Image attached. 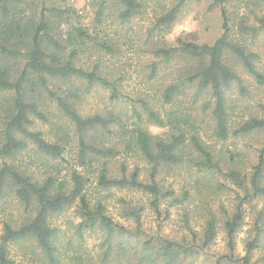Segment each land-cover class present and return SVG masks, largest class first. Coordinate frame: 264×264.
I'll return each instance as SVG.
<instances>
[{
  "label": "trees",
  "instance_id": "obj_1",
  "mask_svg": "<svg viewBox=\"0 0 264 264\" xmlns=\"http://www.w3.org/2000/svg\"><path fill=\"white\" fill-rule=\"evenodd\" d=\"M28 1L0 0V160L24 153L31 143L44 165L51 158L61 163L43 177L31 172L33 158L26 169L12 162L0 166V200L10 193L28 212L2 220L0 264H17L12 246L20 244L32 264H64L67 235L54 219L71 208L79 219L73 230L80 242L89 232L103 235L97 261L77 256V264H197L202 256L211 257L208 251L221 232L230 253L210 264H253L255 253L264 264V102L239 121L228 93L237 87L241 97L251 95L240 68L264 88V63L252 48L264 33V0H210L207 12L222 11V35L213 43L179 38L175 44L166 43L167 30L202 0H98L90 26L69 4L54 7L44 0L33 11L24 6ZM151 14L149 32L161 34L162 43L143 46L147 79L155 82L165 70L171 77L156 95L131 94L126 83L132 59L116 36ZM111 16L118 22L114 34L106 25ZM22 62L23 69H16ZM94 87L108 90L111 104L133 103V113L107 107L83 114L80 105ZM53 104L73 126L74 158L70 139L49 141L32 129L36 119L49 122L46 110ZM148 124L166 132L154 136ZM211 124L215 142L203 135ZM248 134H262L254 161L225 146ZM132 154L146 162L147 173L137 164L130 168ZM174 170L191 176L180 193L170 179ZM223 190L235 193L231 209L211 205ZM255 201L262 206L252 212L246 255L236 258V240L248 216L244 205ZM112 203L124 222L109 214ZM173 207L182 209V238L145 228L148 212L168 219ZM194 212L201 217L200 231L192 226Z\"/></svg>",
  "mask_w": 264,
  "mask_h": 264
},
{
  "label": "rangeland",
  "instance_id": "obj_2",
  "mask_svg": "<svg viewBox=\"0 0 264 264\" xmlns=\"http://www.w3.org/2000/svg\"><path fill=\"white\" fill-rule=\"evenodd\" d=\"M44 0H29L30 4L24 5L27 9H31L36 11L40 9ZM48 6H61L69 4L76 8L81 16L82 24H86L90 26L91 22L94 18L95 6L98 0H45ZM210 4V0H202L199 3H191L187 9H185L186 14L181 17L175 25L167 30L165 35V41L167 44H175L177 39L182 38L188 41H193L196 43H213L216 41L223 33V16L220 8L214 9L212 12H207L208 6ZM28 13H31L28 11ZM110 13V12H109ZM111 14V13H110ZM112 15V14H111ZM114 16V15H113ZM111 16V19L107 20L106 25L108 26L109 32L111 34L115 33L114 27H118V22L116 18ZM116 16V14H115ZM115 19V21L113 20ZM153 22V14L147 15L145 20L142 21L137 19L133 21L130 25L126 26L125 30H119L120 34L116 36L117 39L120 40L122 45H125V50H127V54L129 58H131V64L127 67L129 78L126 83L127 92L128 93H136L139 91L148 92L151 94L158 93V87L162 84L164 85L170 79L169 70H165L158 80L155 82H149L147 79L148 76V68L147 64L149 59L145 55V50L148 47H143L145 44L149 45L153 41L162 43L160 37L161 34L150 33L149 29H151ZM130 26V27H129ZM149 36V37H148ZM132 39V43L129 39ZM134 42V43H133ZM133 44V47H132ZM141 48V49H140ZM252 48L254 51L260 53L262 57V62L264 63V33H262L252 44ZM130 50V51H129ZM23 62L16 69H23ZM240 71L244 75V77L248 80V85L251 90V95L249 97H241L237 87H234L231 91H229V100L231 105H237L235 109V113L237 120H242L243 118L247 119L251 113H256L259 110V104L264 102V88L259 87L253 78L248 76L242 68ZM39 100V98H37ZM133 103H127L126 101H122L120 103L111 104L109 101V92L106 89L100 87H94L92 91L87 94L86 98L80 105V110L83 114H93L97 111L104 110L105 108H116L120 111L123 108H126L127 112L130 114L133 113L132 107ZM46 112L49 115V122H43L41 120L36 119L35 123L32 127L35 131H40L44 134V138L49 141H57L60 140H71L70 151L73 152V156L70 158H74V154L77 152L78 142L74 136V130L72 124L69 120L64 117L61 112L57 111L56 105H51ZM208 120V118H206ZM209 121V120H208ZM208 126V125H207ZM204 126L203 128L207 133L203 132L205 139H211L212 142H215V138L212 136L213 125L211 124L209 127ZM147 130L154 136H160L166 132V129L160 128L156 125L148 124L146 126ZM262 144V134H248L246 136H237L228 140L225 144L231 150H239L241 152L248 153L253 159H256V155L258 150L260 149ZM224 144H219L221 147ZM36 149L34 145L29 143L28 150L24 153L18 154L16 157L8 158L4 161L0 160V166L6 163H15L16 165L22 166L23 169L27 167L30 168V158H33L36 162V165L31 167V172L36 176L44 175L45 171L50 170L53 166H56L58 163H61V160L50 159L49 162L42 163L41 159L43 157L36 155L34 152ZM123 156H120V160ZM130 157V156H128ZM68 158V159H70ZM130 168H133L136 164L140 166L144 171L143 174L147 173L148 165L146 162L137 157L135 155H131L128 159ZM47 166V167H46ZM172 176L171 181L174 182L176 186V190L178 193L181 192L185 181L191 178L190 174L186 171L174 170L170 173ZM116 195L128 196L129 198H141L139 194L133 192H125L121 190H113ZM235 193L232 190H223L222 192L217 193L213 196L212 206L218 207L219 204L224 203L230 207V209L234 206ZM144 201V200H143ZM110 202V201H109ZM111 202H114L111 199ZM110 202V204H111ZM110 205L109 214L112 215L116 220L121 219L118 215L117 210ZM166 206V204H164ZM163 206V207H164ZM262 201H255L252 204H246L244 207L246 208L247 218L246 224L243 226V230L239 233L236 240V249L234 254L236 258H242L246 255L245 251V240L248 237V232L250 229L251 219L253 217L252 212L256 209L261 208ZM201 211V210H200ZM182 209L180 207L171 208V216L168 219H159L153 213L148 212L147 216L144 219V225L147 230L153 232L158 236H168L169 238H182L184 236L181 234L182 232ZM28 212H25L22 204L14 199L10 193H5L4 201L0 200V234L2 233V220L4 218H22L23 216H27ZM192 226L200 231L201 230V217L198 213H192ZM79 222L77 217L75 208H71L66 213L60 215L59 217L54 219V223L57 226H60L62 230L66 231L67 238H65V247L68 249V257L64 261V264H77L74 257L83 256V258L93 259L97 261V257L100 253V244L103 240V235L98 230L96 232L87 233L85 236V241L82 243L78 240L76 236L73 226ZM181 234V235H180ZM136 247V246H135ZM24 251V250H23ZM23 251L20 245L12 246L13 255L16 257L17 264H32L28 257L23 255ZM211 255L210 258H206L202 256L197 264H210L212 263L218 256L229 254V249L227 247V242L225 240V233L221 232L216 243L209 249L208 251ZM260 255L255 253L252 258L253 264H258L257 258ZM87 263V260H86ZM98 263V262H97ZM95 264V263H93ZM99 264V263H98Z\"/></svg>",
  "mask_w": 264,
  "mask_h": 264
}]
</instances>
